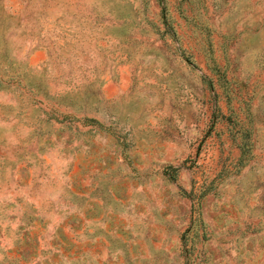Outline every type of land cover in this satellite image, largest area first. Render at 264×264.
I'll return each instance as SVG.
<instances>
[{
	"label": "rangeland",
	"instance_id": "obj_1",
	"mask_svg": "<svg viewBox=\"0 0 264 264\" xmlns=\"http://www.w3.org/2000/svg\"><path fill=\"white\" fill-rule=\"evenodd\" d=\"M0 264H264V0H0Z\"/></svg>",
	"mask_w": 264,
	"mask_h": 264
}]
</instances>
